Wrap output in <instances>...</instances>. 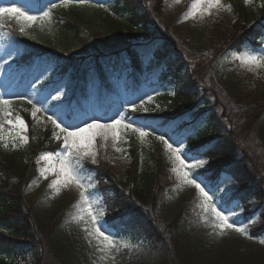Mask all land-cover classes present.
<instances>
[{
  "label": "trees",
  "instance_id": "trees-1",
  "mask_svg": "<svg viewBox=\"0 0 264 264\" xmlns=\"http://www.w3.org/2000/svg\"><path fill=\"white\" fill-rule=\"evenodd\" d=\"M94 2L112 3L114 6H109L108 12L99 10L101 14L90 22H83L79 17V14L90 16L87 12L81 14L72 10L68 14L59 11L51 30L37 31L33 39L17 37L23 53L21 81L25 78L24 68L32 66L34 74L49 67L52 79L63 82V90L73 105L78 102L79 107L100 116L105 113L110 115L112 108L123 103L125 98L143 97L145 89L156 93L162 90L156 96L164 100L163 110L133 115L154 125L158 131L169 134L183 132L189 127V122L205 121L189 143L211 141L215 144V150L207 153L208 167L213 173L231 175L243 214L250 215V208L254 206V211L259 212L264 222V213H261L264 193L260 189L264 179V146L262 163L258 167L257 161L249 158L244 136H235V130L252 133L255 124L264 115V102L235 108L223 102L218 91L207 84L206 77L199 75L204 69L202 62L205 57L199 53L191 60L179 43L159 27V13L164 0ZM262 5L264 0H260V8L251 25L235 22L230 34L212 51L209 66H213L212 60L216 59V66H219L225 57L233 53L241 54L262 47ZM113 13H124L125 26L130 31L136 29L145 41H133L132 36H128L129 32L121 28V23L112 18ZM14 28V23L10 22L9 28L4 31ZM35 31L31 29V35ZM10 39L6 35L0 36V46ZM150 42L151 48H145ZM167 85L172 87L175 95L170 97L164 92ZM119 86L124 87V98ZM187 118L189 120L186 121ZM41 147L52 152L56 149L55 144ZM38 150L28 146L27 160L23 161L20 153V164L0 158V264H6L4 257L18 261L33 254L38 264L56 257H53L56 254L54 238L67 212L58 214L42 230L35 219L34 204L26 202V194L36 178ZM131 167L123 182L114 176L108 164L101 161L99 165L86 164V171L94 174L95 191L108 206L109 216L119 217L126 210H136V225L131 229L132 243L143 241L145 251L156 255L161 264H182L178 260L177 246L187 206L182 205L171 222L164 221L158 208L160 197L165 195L168 185L163 183L164 172L159 162L154 161L153 167L147 168L134 160ZM250 233L264 240V224L260 228H251Z\"/></svg>",
  "mask_w": 264,
  "mask_h": 264
},
{
  "label": "snow or ice",
  "instance_id": "snow-or-ice-1",
  "mask_svg": "<svg viewBox=\"0 0 264 264\" xmlns=\"http://www.w3.org/2000/svg\"><path fill=\"white\" fill-rule=\"evenodd\" d=\"M174 2L179 4L181 0ZM253 2L254 0H244L245 5ZM71 7L108 10L105 3H95L94 0H27L24 3H19L18 0H0V36L11 37L5 45L0 46V71H7L9 74L20 72L23 53L19 48L21 41L17 37L33 39L29 29L51 30L57 10ZM222 12L231 14L232 5L224 3V0H192L190 10L183 14V20L192 19L203 24ZM12 21L16 27L5 32L4 29L9 28ZM261 43L264 45V41ZM151 46L150 42L145 48ZM232 55L249 72L264 70V46ZM52 75V70L44 67L38 73L31 74V78L26 81V94L17 93L14 97L7 98L0 95V146L8 150L29 144L27 124L20 114H13V100L26 101L31 106L33 121L40 123L43 120L45 125H51L49 139L56 142L57 150L38 154L34 183L48 181L47 189L51 193V199L58 197L65 189L74 188L78 191L79 198L73 206L76 212L71 219L84 233L86 243L94 248L103 261L114 260L122 250L142 253L143 241L139 244L131 242V229L136 225V210H126L119 217L109 216L108 206L95 191L94 174L85 175L86 164H100L98 138L101 141L100 148H106L107 142L111 140L112 148L130 159L127 149L118 146L127 143L125 137L134 135L141 145L145 138L153 137L162 145L170 172L177 181L176 190L195 189L199 200L197 207L200 210L198 221L210 227L209 235L224 237L230 230L247 239L253 238L242 219L243 208L233 187L232 176L213 173L208 167L210 161L207 153L215 150V144L211 141L189 143L205 121L196 124L189 122V127L183 132H160L154 125L133 115L149 112L145 105L153 99L151 95L147 96V101L143 97L132 100L125 98L112 115H96L79 107L78 102L73 105L63 90V82L53 80ZM170 94L175 95V91ZM261 243L264 244V240Z\"/></svg>",
  "mask_w": 264,
  "mask_h": 264
},
{
  "label": "rangeland",
  "instance_id": "rangeland-1",
  "mask_svg": "<svg viewBox=\"0 0 264 264\" xmlns=\"http://www.w3.org/2000/svg\"><path fill=\"white\" fill-rule=\"evenodd\" d=\"M191 2L192 0H181L177 4L174 0H164L159 13V27L162 30L164 29L179 43L191 60L199 53L205 57L204 62H202L204 69L200 71L199 75L206 77L207 84L218 91L225 104L235 108L236 106L248 107L264 102V70L249 72L240 66L238 60L233 59V55L223 60L219 66H216V59L212 60L213 66H209L213 57L211 55L212 51L226 39L236 21L246 25L253 23L257 10L260 8V0H254L251 5H245L244 0H224V3L232 5L233 12L231 14L222 12L219 15H214L203 24L192 19L183 20V14L190 10ZM71 8L62 10L70 12ZM75 8L73 10H79L81 14L83 11L92 12L89 17L79 14L83 22L86 20L90 22L93 17L101 14L96 7H87L85 10L83 7ZM112 18L121 23V28H123L124 32H129L128 36L131 35L133 41L138 43L145 41L136 29L130 31L129 27L125 26L124 13L121 16L113 13ZM37 31L41 30L37 28L31 36L36 34ZM0 54H2V51H0ZM17 79L16 72L9 74L7 71H0V95L7 98L14 97L17 93L26 94V86L16 87ZM28 79L30 77H27L26 80ZM120 91L123 95V88H120ZM171 92L172 89L167 87L166 93L172 96ZM157 93H160V91L157 90ZM157 93L149 92L146 89L143 91L142 96L146 101L148 95L153 97L145 105L149 108V112H154L152 109L161 111L165 107L164 100L157 98ZM157 105H159V108H157ZM30 107L26 101L15 102L13 100V114L20 112L25 116H22L23 119L30 120V123L25 121L29 144L17 149L9 148L8 150L0 146L1 159L11 160L15 164H20V153H22L23 161L27 160L26 150L28 146L34 148L35 151L39 148L40 151L38 150L36 153L37 157L42 152H52L41 149V146L47 148V145L55 144V151L57 150L56 142L49 139L51 125H45L43 120L40 123L33 121L30 115ZM185 120L187 121L189 118ZM235 136L239 138L244 136V146L248 151L249 158L253 162L257 161L256 164L260 167L263 158L262 147L264 146V115L259 118L252 133L249 131L245 134V132L235 130ZM125 139L127 143H121L118 146L127 149V155L130 159L124 157L122 153H117L111 146V140L107 142L106 148H100L101 141L98 138L97 147L100 153V161L108 164L111 167L110 171L122 182L131 172V165L134 160L137 161V164L147 168H152L154 161L159 162L161 170L164 172L162 174L163 183L168 185L165 195L160 197L158 209L162 218L166 222H171L176 216L178 209L182 205L187 206L183 213V224L179 231L177 246L178 260L182 264H264L262 238L252 236V239H247L230 230L224 237L209 235L210 227L205 226L202 221H198L200 210L197 207L199 200L196 198L195 189L184 188L180 191L176 190L177 181L175 175L170 172L162 145L158 141L149 136L145 138L144 143L141 145L134 135L127 136ZM44 142L45 144L43 145ZM134 151L137 156H135ZM245 156L248 158L247 154ZM85 175L91 174L86 171ZM262 182L260 189L264 193V179H262ZM47 184L48 181L46 180L33 183L26 194L27 204H34V215L38 226L44 230L58 214L67 213L60 231L54 238L56 254L53 257L56 256L57 258L55 257L52 261H44L43 264H161L158 257L145 251L143 246L142 253H129L127 250H122L121 253L116 254L114 260L103 261L94 248L86 243L84 233L71 219L76 212L73 206L79 198L78 191L74 188L65 189L62 190L58 197L51 199ZM262 206L261 213L263 214L264 201ZM253 209L254 206L250 208L251 213H253L251 216H242L249 232L251 228H260L264 224L258 212H253ZM236 210L239 212V209ZM4 259L6 264H38L37 258L33 254H28L24 259L18 261L6 259V257Z\"/></svg>",
  "mask_w": 264,
  "mask_h": 264
}]
</instances>
